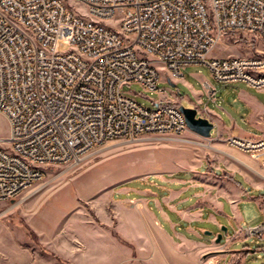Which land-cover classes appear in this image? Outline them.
<instances>
[{
  "label": "built area",
  "instance_id": "1",
  "mask_svg": "<svg viewBox=\"0 0 264 264\" xmlns=\"http://www.w3.org/2000/svg\"><path fill=\"white\" fill-rule=\"evenodd\" d=\"M76 1L85 15L66 0H0V113L10 124L0 138V202L41 181L47 166L77 165L107 142L188 131L159 88L158 63L179 78L185 67L206 66L217 82L264 90L255 82L264 56H211L228 32L264 41V0ZM105 17L112 26H101ZM133 84L161 94L154 108L123 92ZM226 143L264 161V138ZM237 234L263 237L264 224Z\"/></svg>",
  "mask_w": 264,
  "mask_h": 264
},
{
  "label": "rangeland",
  "instance_id": "2",
  "mask_svg": "<svg viewBox=\"0 0 264 264\" xmlns=\"http://www.w3.org/2000/svg\"><path fill=\"white\" fill-rule=\"evenodd\" d=\"M204 1L209 4V0ZM66 3L82 15L88 12L87 6L76 0ZM68 49L66 44L59 47L60 52ZM212 53L217 57L264 56V41L248 33L228 32ZM157 67L159 88L168 95L180 89L185 97L181 106L189 108L191 91L183 82L173 87L170 73L159 63ZM195 73L212 77L206 66L182 70L189 83H196ZM223 84L250 86L241 81ZM123 92L146 108H154L161 98L159 92L143 91L136 84L125 86ZM9 133V121L0 113V138H7ZM208 151L214 152L201 137L152 136L137 142H107L77 165L47 166L41 181L13 200L0 202V264H168L170 252L175 264H230L231 257L222 260L219 256L224 244L229 251L247 247L255 251L243 256L241 264H264V236L244 238L237 234L240 228L264 224V189L246 193L235 210L223 200V213L213 209L205 220L192 225L194 230L203 229L208 251L194 250L192 254L191 248L172 247L158 223L166 222L161 210L173 222H180V217L162 201L158 207L153 189L158 191L162 181H178V188L195 182L196 176L191 182L185 180L197 175L194 170ZM211 200L215 197H210V204ZM189 207L190 203H178L176 209ZM223 228L227 232L217 243L216 236ZM155 240L161 244L159 259L154 253Z\"/></svg>",
  "mask_w": 264,
  "mask_h": 264
},
{
  "label": "crops",
  "instance_id": "3",
  "mask_svg": "<svg viewBox=\"0 0 264 264\" xmlns=\"http://www.w3.org/2000/svg\"><path fill=\"white\" fill-rule=\"evenodd\" d=\"M211 56L217 57L213 53ZM200 72L201 70L198 71V73ZM198 73H195L196 83L187 82L184 74L180 78L169 76L168 79L172 82L173 87L183 82L193 97L188 98L191 103L189 108L197 109L198 117L208 118L214 124L211 137L206 139V142L209 149H213L214 152L217 151L218 154L208 151L202 157L201 164L194 170L197 175H192L190 179L185 180V182H191L196 176L195 182L187 184L184 188H178L180 186L178 181L171 180L169 183L162 181L158 184L159 190L153 189L152 191V194L156 196L154 201L158 202V207L162 201L170 211L180 217V222H173L168 219L165 211L160 209L166 222L162 224L158 221V223L162 230L168 234L169 243L171 246L179 245L180 248H191L193 249L190 251L192 254L194 250H197L195 252L197 253L209 249V241H206L202 236L203 229L194 230L193 224L205 220L206 213L213 209L223 213L225 208L223 200L228 201L235 210L236 204L246 193L264 189V161L255 158L250 153L230 147L226 143V139L229 137L264 138V90L253 89L248 85L235 87L234 84L236 83H219L212 77L207 79L202 75L199 76ZM207 84L215 89V95L212 97L208 94ZM164 97L165 100L179 108L182 107L181 104L185 99L180 94V89L171 92L170 95L164 94ZM228 97H232V100L229 101ZM184 134L199 137L190 130ZM172 185L176 186L177 189L173 190L168 187ZM210 197H215V201L211 200L212 204L209 203ZM178 203H190V207L177 210ZM193 206L197 207L196 210H192ZM189 216L192 217L189 218ZM188 232L193 233V236H187L186 233ZM154 246L157 249L154 252L155 257L159 259L157 253L159 254L161 251L160 241L155 240ZM220 251H223L219 255L222 260L226 257L232 258L230 264H241L243 256L248 252H255L248 247L247 250L243 251H229L225 244L224 249ZM173 257L174 255L170 252L168 264H175L172 261ZM183 257L187 259L186 256Z\"/></svg>",
  "mask_w": 264,
  "mask_h": 264
},
{
  "label": "water",
  "instance_id": "4",
  "mask_svg": "<svg viewBox=\"0 0 264 264\" xmlns=\"http://www.w3.org/2000/svg\"><path fill=\"white\" fill-rule=\"evenodd\" d=\"M180 110L185 116L186 124L190 131L204 139H209L211 137L214 124L208 118L198 117V110L195 108L180 107ZM226 232L227 229L223 228L222 232L216 237L217 243L222 241Z\"/></svg>",
  "mask_w": 264,
  "mask_h": 264
},
{
  "label": "bare ground",
  "instance_id": "5",
  "mask_svg": "<svg viewBox=\"0 0 264 264\" xmlns=\"http://www.w3.org/2000/svg\"><path fill=\"white\" fill-rule=\"evenodd\" d=\"M101 26H112V17H105L101 19ZM172 77L179 78L178 74L170 73ZM255 82L264 85V73H256Z\"/></svg>",
  "mask_w": 264,
  "mask_h": 264
}]
</instances>
